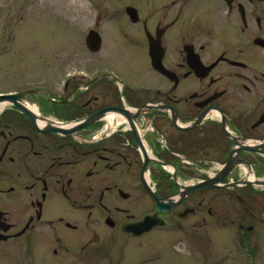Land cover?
Masks as SVG:
<instances>
[{
    "label": "flooded vegetation",
    "instance_id": "af4514ba",
    "mask_svg": "<svg viewBox=\"0 0 264 264\" xmlns=\"http://www.w3.org/2000/svg\"><path fill=\"white\" fill-rule=\"evenodd\" d=\"M105 11L90 56L0 77V255L120 262L131 238L216 226L248 246L264 233V0ZM146 216L161 224L124 231Z\"/></svg>",
    "mask_w": 264,
    "mask_h": 264
},
{
    "label": "rangeland",
    "instance_id": "374dc122",
    "mask_svg": "<svg viewBox=\"0 0 264 264\" xmlns=\"http://www.w3.org/2000/svg\"><path fill=\"white\" fill-rule=\"evenodd\" d=\"M166 1L170 0H0V77L43 74L55 71L63 56L88 57L85 36L97 13L110 14L105 10L126 4L156 8ZM222 228L213 227L208 238L199 242L193 230L186 235L183 230L159 229L131 238L120 262L116 251L55 257L36 250L35 255L24 257L6 250L0 255V264H264V233L252 235L246 246L242 243L247 239L243 241L237 233L231 238L215 231ZM97 231L105 238L112 232L102 223ZM120 237L115 236L117 241Z\"/></svg>",
    "mask_w": 264,
    "mask_h": 264
},
{
    "label": "water",
    "instance_id": "95a60500",
    "mask_svg": "<svg viewBox=\"0 0 264 264\" xmlns=\"http://www.w3.org/2000/svg\"><path fill=\"white\" fill-rule=\"evenodd\" d=\"M130 11V14L132 17L136 15V12H133V7L128 8ZM95 32L92 30L90 31L89 35L86 37L87 42V48L94 51L97 50L100 46V39L97 38L94 34ZM12 95H8L6 97H11ZM158 222H155L154 218L152 216H148L145 219L141 220L140 222L128 224L125 229L128 232H132L135 235H140L144 232H147L150 230L153 226H156Z\"/></svg>",
    "mask_w": 264,
    "mask_h": 264
}]
</instances>
